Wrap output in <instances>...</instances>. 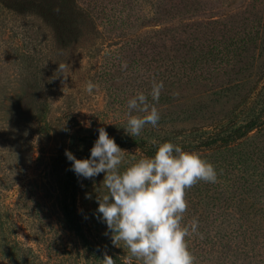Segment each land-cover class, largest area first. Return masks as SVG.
Listing matches in <instances>:
<instances>
[{
	"label": "rangeland",
	"instance_id": "374dc122",
	"mask_svg": "<svg viewBox=\"0 0 264 264\" xmlns=\"http://www.w3.org/2000/svg\"><path fill=\"white\" fill-rule=\"evenodd\" d=\"M18 1L0 0V216L5 235L24 250L17 264H101L107 251L119 258L121 263L115 264H141L122 241L113 243L96 211L97 198L107 192L104 174L84 179L77 202L98 248L88 250L62 226L54 200L56 176L50 174L48 164L55 153V139L60 140L66 127L94 132L103 127L109 137L134 138L112 126L127 118L128 99L138 92L148 95L155 79L159 48L152 49L153 42L138 43L146 31L141 29L142 19L150 16V9L139 10L138 0H122L132 7L129 18L115 13L112 27L103 26L107 34L117 38L122 33L124 38L80 49L69 44L74 34L68 26L61 25L57 39L52 38L53 30L32 11L39 8ZM169 1L172 15L164 22L176 28L168 43L170 62L179 75L178 59H185L187 81L182 88L176 84L171 104L158 112L160 118L165 116L185 128L203 117L221 114L255 83H264V0H186V9L182 0ZM122 19L127 20L125 25ZM178 41L186 47L180 49ZM201 54L207 60L191 67ZM89 81L96 85L91 93L86 91ZM26 91L35 96L36 106L30 110L21 106ZM177 100L184 105L176 104ZM199 106L203 110L196 111ZM206 130L207 134L212 131ZM145 135L141 132L139 137ZM10 140L26 143L17 151ZM243 149L247 155L255 153L236 169L228 168L232 156L227 152L204 158L214 164L217 181H201L186 191L188 209L182 223L187 226L193 218L201 220L198 233L203 236L186 238L194 264H259L256 259L264 257V181L258 183L264 180V134L252 138ZM124 151L121 170L142 157L134 150ZM216 195L220 201L213 206L211 198ZM188 198L191 203L202 198L198 212ZM258 227L261 231L256 233ZM1 244L0 264H16L6 257Z\"/></svg>",
	"mask_w": 264,
	"mask_h": 264
},
{
	"label": "trees",
	"instance_id": "16d2710c",
	"mask_svg": "<svg viewBox=\"0 0 264 264\" xmlns=\"http://www.w3.org/2000/svg\"><path fill=\"white\" fill-rule=\"evenodd\" d=\"M121 1L122 0H26L27 3L39 8V11H32L42 20V23L45 24V27L49 31L50 29L53 30L54 36L52 35V38L56 37L57 39V34L59 35L60 33V31L57 30L61 25L68 26L70 31L72 30L74 34L73 41L69 42V44L71 43L72 47L78 46L80 49H84L85 46L93 44H101L100 42L102 41L124 38L122 33H120L121 36H117V38L111 34H107L103 26V23H105L107 26L112 27L114 24L112 15H115V13L126 14L127 19L129 18V10L132 7L130 5L125 6ZM18 2L20 3L22 1L20 0ZM160 2L161 0L137 1L139 10L142 9V11H144V7L146 9L149 7L151 12L150 16H146V18L142 19L141 29H145L146 31L142 33L143 38H141V36L138 37V43L142 46V44L147 45L153 42L150 47L152 49L156 47L159 48L155 51L154 75L155 80L157 82L162 81L164 87L159 101L155 103V107L158 111L165 109V107L171 104L173 98L171 92L176 84H178L179 88H182L187 81L184 82V72L187 68L185 67V59L183 57L178 59L180 63L179 75L176 73V70L172 68L170 62V44L168 43L172 36L171 33H173L176 28H170L166 22L171 18L173 6H168L171 3L169 0H163V3ZM181 3L183 4V9H186L187 1L182 0ZM110 13L111 17L109 16ZM125 21L127 20L122 19L123 25L127 23ZM179 25L182 26L181 29H184V20L180 19ZM63 33H66V30L63 29ZM210 33L213 34V32ZM132 37L133 35H130L129 39H132ZM248 42L249 40L245 39V44ZM178 43H180V49L186 47L185 43L181 41H178ZM209 56L212 57L211 52ZM202 60H207L203 54L197 56L196 59L193 60L191 67H196ZM28 91H26L21 98V106L23 104L27 110H30L32 107L36 106V102L34 100V94ZM145 95L148 96L149 100L151 99L149 94ZM183 102V100H177L176 104H182ZM201 110H203V108L199 106L196 111ZM240 119L241 123L238 124ZM126 121L127 118L125 120H120L117 124L112 126V128L120 129V132L124 133ZM173 122L172 119L162 116L156 127H152L149 124L142 129L141 132L146 134L143 137L133 136L134 138L128 141L125 140V138H110H113L115 143L122 150H134L139 152L142 156L147 157H153L155 154L156 148L152 144L153 140L160 143L171 142L181 146L185 151L198 153L203 159L212 154L227 152L232 156L228 168H239L243 166L241 164L246 163V160L251 158V154L253 155V153H255L251 152L247 155L245 151L243 152L244 145L252 138H256L259 134H264V83H255L247 94L240 96L237 103L228 110L221 112V114L203 117L201 120H198L197 123L185 128L175 126ZM206 129H211L212 131L207 134ZM97 138V131L75 130L66 127L60 134V140L55 139L57 142L53 140L56 144H54L55 153L48 164L50 174L56 176L57 185L54 200L59 206L62 226L65 231L74 234L88 250H97L98 248L90 238L91 234L89 228H87L86 221L82 215L78 213L77 202L79 197L83 194L81 186L84 184V178L78 177L70 170L71 162L67 160L65 150L70 151L77 159H87L90 156V149ZM25 143V140H10V144L12 146L14 144L15 147L13 148L17 151H21ZM256 153L258 155V151ZM258 158L260 157L258 156ZM261 181L264 180L260 179L258 183H261ZM195 185L198 186V183ZM249 185H251V182ZM195 189L198 188L194 187V190ZM241 200H238V203H242ZM188 201L191 204L190 207L198 212L199 207L202 206L203 200L200 198L199 200L197 199L196 202L191 203L188 198ZM211 201L214 206L216 202L220 201V198L216 195V197L211 198ZM4 231V222L0 216V232L2 234L0 235L1 245L4 247L6 257L17 264L24 250L18 248L16 243L10 242ZM259 231H261L260 227L255 230L256 233H259ZM255 237L260 238L263 236L257 235ZM105 253L111 256L115 260V263L120 261L112 252L107 251ZM256 263L264 264V257L257 258Z\"/></svg>",
	"mask_w": 264,
	"mask_h": 264
},
{
	"label": "clouds",
	"instance_id": "9594fccd",
	"mask_svg": "<svg viewBox=\"0 0 264 264\" xmlns=\"http://www.w3.org/2000/svg\"><path fill=\"white\" fill-rule=\"evenodd\" d=\"M95 87L89 81L86 91L91 93ZM163 87L162 81L153 78L149 93L153 103L143 92L128 99L124 128L128 135L139 136L146 125H158L160 113L155 103ZM87 126L90 127V123ZM97 131L98 138L90 149L89 158L77 159L68 150L65 156L71 162L70 170L78 177L92 179L104 174L102 182L107 192L97 198L96 211L113 243L122 241L141 264H194L195 257L186 238L199 234V221L193 218L187 226L182 223L188 209L186 191L201 181L215 183L214 165L196 152L185 151L171 142L153 140L156 148L153 157L142 156L121 170L119 166L126 151L103 127ZM101 264H115V260L104 253Z\"/></svg>",
	"mask_w": 264,
	"mask_h": 264
}]
</instances>
